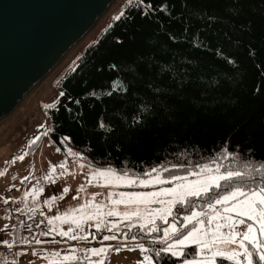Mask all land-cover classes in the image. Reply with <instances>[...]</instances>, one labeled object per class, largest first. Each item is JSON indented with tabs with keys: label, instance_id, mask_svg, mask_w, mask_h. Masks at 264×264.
Segmentation results:
<instances>
[{
	"label": "trees",
	"instance_id": "16d2710c",
	"mask_svg": "<svg viewBox=\"0 0 264 264\" xmlns=\"http://www.w3.org/2000/svg\"><path fill=\"white\" fill-rule=\"evenodd\" d=\"M162 2L152 0L153 6ZM167 2L176 6L173 17L185 11L187 33L182 32V23L170 21L163 12L141 18L135 3L129 5L126 1L121 12L84 47L58 82L59 93L64 90L77 97L95 89L101 98H85L81 109L68 102L73 113L82 111L79 117L65 111L67 95L58 102L56 99L52 108H46L50 128L55 129L50 139L63 148L59 137L70 136L71 141L66 142L87 157L84 161L88 164L90 161L94 167L121 173L139 174L158 163L165 168L172 164H203L213 158H219L227 170L253 171L264 163V0H188L190 8L206 10L212 20H201L198 12L189 15L181 7L182 0ZM122 12L134 19L125 20ZM169 32L177 36L175 42L169 40ZM116 37L123 42L116 43ZM194 37L203 40L208 50L193 47ZM248 45L255 50L254 56ZM217 50L223 55H218ZM224 57L233 58L236 64L227 63ZM110 62H115L118 70L110 71ZM101 66L103 70L97 71ZM118 76L131 85L128 94L119 98L115 94L111 98L103 96L101 90L109 88L110 81ZM257 88L259 91H254ZM140 101L147 102L152 110L143 128L129 130L122 121L125 116L131 117ZM99 118L115 125L116 131L108 135L97 128ZM222 149L235 154L222 155ZM249 149H254L253 155H249ZM245 165L251 167L246 169ZM172 174L182 175L184 168H174ZM223 190L221 182L216 191ZM194 203L198 207L204 201ZM0 208L15 217V253L21 247L20 239L44 241L36 233L47 227H35L40 223L38 216L13 211L12 207L6 210L2 202ZM159 224L163 227L162 222ZM137 234L152 247L143 233ZM186 251L191 254L195 246L189 245ZM7 255L2 253L0 261L6 263ZM156 262L160 264V258ZM179 262L170 255L163 260V264ZM217 264L233 262L218 259Z\"/></svg>",
	"mask_w": 264,
	"mask_h": 264
},
{
	"label": "snow or ice",
	"instance_id": "6c2138e0",
	"mask_svg": "<svg viewBox=\"0 0 264 264\" xmlns=\"http://www.w3.org/2000/svg\"><path fill=\"white\" fill-rule=\"evenodd\" d=\"M135 3V11L139 12L141 18H151L157 13L163 12L165 16L171 21L175 19L178 23H182V32L187 33L188 16L185 11L176 12L173 17V10L175 4L169 5L167 0L153 6L152 0H129V5ZM181 7L183 10H188L189 15L192 13H199L201 20H212L213 17L209 15L206 10L198 8H190L188 0H182ZM131 9H129L130 11ZM121 16L125 20L134 19L128 12H122ZM120 17H117L119 19ZM251 22H249V27ZM169 40L175 42L177 36L171 32L168 34ZM231 40V37H228ZM116 43H122L120 37L115 38ZM99 42L97 43V47ZM193 47L208 50L203 40L194 37L192 40ZM250 55L255 54V50L248 45ZM218 55H223L221 50H217ZM229 64H236V61L231 57H224ZM80 65H77L75 72ZM104 66L98 67L97 71H102ZM110 71L118 70L115 62L108 64ZM131 87L119 76L110 81V87L102 91L103 96L111 98L114 94L119 98L126 96ZM157 91H159L157 89ZM259 91V89H254ZM66 91L61 90L57 97V102L60 97H65ZM97 96V90L93 89L90 92L84 93L80 96L73 97L67 95V101L64 104L65 111L74 114L77 117L82 116V111L73 113V109L68 106L71 102L77 109H81V101L85 98ZM56 103V102H54ZM53 103L46 105L52 108ZM152 107L145 101H140L129 118L125 116L124 123L126 128L131 130L137 126L143 128L146 124V117L151 112ZM81 126L82 121L77 120ZM43 128V125H38ZM96 127L111 135L116 131L115 125L111 122L105 123L102 118L96 122ZM54 128H49L48 132L40 133L39 135H49L54 133ZM39 135L34 137L28 143L34 144ZM66 141H71L70 136H60L59 143L64 145ZM52 141H50L51 143ZM228 141H225L227 144ZM238 148V146H237ZM58 152L60 148L56 149ZM65 151L74 157H79L81 161L87 160L82 153L73 152L71 148L65 147ZM249 155L254 154V149H249ZM222 155L233 156L235 153L228 149L221 150ZM24 155L19 157L14 156L15 161L19 159L24 160ZM89 164L91 162L89 161ZM56 165L50 163L48 175L43 179L50 184H57V179L65 174V162H60L58 167L63 170L56 172ZM83 167V165H81ZM184 168L183 175L172 174L174 168ZM251 167L245 165V168ZM0 175H3L0 172ZM258 175V179L253 176ZM95 177L96 181H103L101 187L123 185L131 187L139 185L141 187H151V191H121L115 195L109 191L106 203H95L93 200H88L85 203L78 205L70 211L60 213L57 211L56 215L47 216V222L50 227L40 232L42 236H49L58 233L60 237L67 238V241H88L95 240L96 235L84 231L82 225L87 224L97 230L107 229L110 234L103 235L104 241H117V244L101 245L100 247L77 248L75 245H70L65 251L54 250V254L60 258L58 261H49V264H104L106 254L109 251L119 253L121 249H132L128 247L131 241L141 253H154L153 255L145 254L139 264H157L156 258H160V264L169 255L178 258L181 264H217L218 259H225L232 261L233 264H264V163H261L258 168L253 171H237L227 170L224 165L219 162V158H213L207 163H196L193 165L172 164L168 168L163 167L162 164H155L146 168L143 172L136 174L134 172H118L112 168H97L94 173L88 174V183H92ZM28 179V176L21 177V181ZM221 182L225 185V190L216 191L221 188ZM170 185V186H165ZM17 185H9V189L17 188ZM67 184L60 187L59 193L53 194L43 200L44 205L51 208L56 202L57 198L64 199V196L70 192ZM45 192V187L41 186L39 181L28 190L24 191L25 198L31 197L33 202L32 208H27L29 213H35L40 209V203L37 197ZM79 195V190L72 196L76 199ZM99 193H93L95 197ZM16 198L5 197L0 200L4 206L9 208ZM196 200L204 201L198 207L195 205ZM123 205L124 209L121 211L119 206ZM107 209V210H106ZM174 209L176 215H173ZM13 211L20 212V208H14ZM39 215L43 216L44 212L40 211ZM106 217H119L120 219L108 220L105 223ZM122 221H127L124 225L125 231H121ZM179 221V222H178ZM251 221V222H247ZM60 223L69 225L67 229L60 227ZM93 222V223H88ZM158 222H163V227ZM247 222L246 229L243 232L236 230V225ZM41 224L43 221L40 222ZM138 226L139 231L144 234L152 247H149L142 241L143 237L138 236L132 229ZM228 228L227 232L221 231L224 227ZM258 226V227H257ZM13 228L16 225L12 226ZM29 229L32 226H28ZM39 229V225H35ZM8 225H4V230L7 231ZM116 233V234H111ZM162 233V234H161ZM33 243L41 245L45 241L41 239L30 240L23 238L19 240L21 246L16 255L23 256L28 252V247ZM159 244V247H155ZM222 244H234L238 247L224 249ZM0 245L6 248H15L17 244L15 241L9 243L8 239L0 238ZM189 245L195 246V251L191 254L186 251ZM46 249H41L39 252L36 248H32L33 256H43ZM81 255H77V253ZM95 257V259H93ZM0 264L5 262L0 261ZM12 264H18V260H13Z\"/></svg>",
	"mask_w": 264,
	"mask_h": 264
},
{
	"label": "rangeland",
	"instance_id": "374dc122",
	"mask_svg": "<svg viewBox=\"0 0 264 264\" xmlns=\"http://www.w3.org/2000/svg\"><path fill=\"white\" fill-rule=\"evenodd\" d=\"M126 1L128 0H117L109 8L106 15L97 23L92 32L67 53L58 66L24 98L19 106L9 116L0 121V172L3 173V175H0V200L5 197L16 198L10 207H12V209L20 208L21 210L27 211L25 205H27V208H32L33 202L30 196L25 198L23 193L39 181L40 185L45 187V192L37 197V201L40 203V209L32 214L38 216L39 222L43 221L42 224H44L47 228L50 227L47 222V216H54L57 211L60 213L70 211L88 200H93L95 203H106L109 191L115 195L121 191L153 190L151 187L145 188L139 185L128 187L113 184L110 187H101L100 184H102L103 181L97 182L95 177H93L92 183L89 184L88 174L94 173L98 167H94L84 160L81 161L79 157H74L70 153L66 152L65 147L71 148L73 152L81 153L73 149L67 142H65L63 148L59 147L60 151L58 152L56 150L58 146L53 142L50 143L52 140L49 135H39L42 132H48L50 128L51 121L46 112V105L54 103L59 96L58 82L60 77L71 67L80 52L91 40H93L96 34L121 12V9ZM38 125H43L44 127L40 128ZM37 135H39V139H37L34 144L30 145L28 142ZM20 155H24L25 158L23 161L19 159L13 161L12 158L14 156L19 157ZM62 161L65 162L66 169L68 171H66L62 176L53 177L57 179V184L52 185L48 181H45L43 177L49 174L48 169L50 163L57 166L56 172L59 173L63 171L58 167L59 163ZM81 165H83V167H81ZM23 176H28V179L22 182L21 177ZM64 184H67L71 190L64 196V199L61 200L58 197L57 202L51 208L44 205L43 200L51 196L53 192L59 193L60 187ZM9 185H17L18 187L9 189ZM77 190H79V195L76 199H73L72 196L76 194ZM93 193H99V195L93 197ZM119 209L121 211L125 210L123 205L119 206ZM40 211L44 212L43 216L39 215ZM1 217H4V219L6 217V225H8L9 228L15 224L14 215L6 212L4 208H0V225L1 223H4V220H2ZM115 219L120 218L106 217L105 223L108 220ZM247 222L236 225V230L243 232L246 229ZM88 223L90 224L93 222ZM42 224L37 222V225ZM57 224L65 229L69 227L66 223L57 222ZM126 224L127 221H122V232L126 230L124 228V225ZM82 227L85 232L95 234L98 238V240L95 239V242L98 241V243H90L94 240L89 239L88 241H73V243L69 244L70 241H67V238L60 237L58 233L49 236L41 235V237L45 238V243L33 247L36 248L38 252L41 249H46L42 257L33 256V247L29 246L26 255L18 257L16 253H8L7 258H5V264H12L14 259L18 260V264H47L49 261L59 260L60 257L54 254V250L65 251L70 245H75L77 248H87L100 247L101 245L107 244H117V241H104L102 239L103 235L110 234L107 229L102 228L101 230H97L93 227H89L87 224L82 225ZM221 231L227 232L228 228L225 226L221 229ZM132 232L137 234V232H139L138 226H134ZM36 234L40 235L39 232ZM137 235L139 236V234ZM50 241L51 243H49ZM144 243L147 245L146 242ZM128 247L132 250L129 251L127 249H121L119 253L109 251L106 254L104 264H139L143 255L149 254L141 253V251L136 248L131 241H129ZM220 247L230 249L238 247V245L222 244ZM77 255H81V253L78 252ZM93 259H95V257H93ZM178 264H181V262Z\"/></svg>",
	"mask_w": 264,
	"mask_h": 264
},
{
	"label": "water",
	"instance_id": "95a60500",
	"mask_svg": "<svg viewBox=\"0 0 264 264\" xmlns=\"http://www.w3.org/2000/svg\"><path fill=\"white\" fill-rule=\"evenodd\" d=\"M117 0H0V121Z\"/></svg>",
	"mask_w": 264,
	"mask_h": 264
},
{
	"label": "crops",
	"instance_id": "0c3cea01",
	"mask_svg": "<svg viewBox=\"0 0 264 264\" xmlns=\"http://www.w3.org/2000/svg\"><path fill=\"white\" fill-rule=\"evenodd\" d=\"M2 220H4L3 222L4 223H1L0 225V238H3V239H8L9 243H12L13 241V227L11 228H7V231L4 230V225L7 224V219L5 217H1Z\"/></svg>",
	"mask_w": 264,
	"mask_h": 264
},
{
	"label": "built area",
	"instance_id": "2783aa9c",
	"mask_svg": "<svg viewBox=\"0 0 264 264\" xmlns=\"http://www.w3.org/2000/svg\"><path fill=\"white\" fill-rule=\"evenodd\" d=\"M16 252V247L15 248H6L4 247L3 245H0V255L2 253H5V254H13Z\"/></svg>",
	"mask_w": 264,
	"mask_h": 264
}]
</instances>
